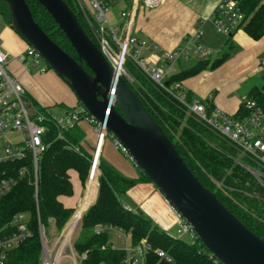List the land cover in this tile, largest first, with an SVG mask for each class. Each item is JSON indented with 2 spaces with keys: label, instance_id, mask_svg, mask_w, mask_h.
I'll list each match as a JSON object with an SVG mask.
<instances>
[{
  "label": "trees",
  "instance_id": "1",
  "mask_svg": "<svg viewBox=\"0 0 264 264\" xmlns=\"http://www.w3.org/2000/svg\"><path fill=\"white\" fill-rule=\"evenodd\" d=\"M24 1L30 10L33 21L43 33L62 51L78 60L70 43L42 7L35 0ZM63 1L75 14L88 38L96 45L74 0ZM262 1L245 0L241 7L246 22L242 26L243 31L254 41H258L264 36V4ZM0 17L11 27L9 12L4 2H0ZM230 54V46H227L214 60L210 58L198 60L194 66L169 76L166 85L169 86L175 82L181 83L204 71L213 70L221 66ZM83 68L90 73L84 64ZM124 70L133 81L129 83L124 77L123 79L167 138L174 144L176 151L191 173L204 188L214 193L222 205L250 232L264 241V203L242 196L243 191H238L237 188L243 189L248 194L256 192L260 198L264 193L254 185L251 177L234 161L235 149L188 116L184 107L169 94L153 85L130 61L125 62ZM260 81L261 84L252 87L241 102L253 100L264 111V71ZM186 98L187 101H191L188 94H186ZM34 105L38 107L36 104ZM76 105H80L77 100ZM207 106L211 105L207 104ZM115 110L120 113L116 107ZM242 113L243 109L240 103L239 109L234 115L239 117ZM80 123L63 133L65 141L56 140V132L53 129L47 133L46 137L50 141V145L38 162L36 199L33 197L34 188L30 182L31 179L26 177L19 181L16 187L0 202V228L17 213H25L30 216L31 236L9 253L5 264H40L41 246L38 237L37 214L40 224L46 229L48 219H52L57 232H60L73 214L75 209L65 207L61 202L62 199H70L74 195L69 175L71 172L75 173L82 187L88 178L90 168L89 145L87 148L85 147V150H82V154L74 152L67 146V144L80 145V142H84L83 144L86 146L83 141L85 132L79 126ZM108 135L110 136V134ZM123 155L129 159L127 155ZM131 164L134 165L133 162ZM98 168L100 174L97 196L83 213L81 231L73 244L77 254L86 252V259L82 264H121L125 257L124 251L110 249L107 233L94 234L92 232L96 225H106L121 230L129 238L130 246L141 245L143 242L148 244L150 251L145 256L146 264H220L194 234L192 241L185 243L181 239L167 235L141 212L123 209L121 198L128 190L140 183L152 184L139 168L136 167L138 170L136 178L124 177L107 163L102 155ZM217 182H221L225 186L226 194L216 190L214 184ZM156 251H163L171 258L172 262L166 263L159 260Z\"/></svg>",
  "mask_w": 264,
  "mask_h": 264
},
{
  "label": "built area",
  "instance_id": "2",
  "mask_svg": "<svg viewBox=\"0 0 264 264\" xmlns=\"http://www.w3.org/2000/svg\"><path fill=\"white\" fill-rule=\"evenodd\" d=\"M244 1L218 0L209 17V22L216 34L229 37L244 25L245 15L241 9ZM74 2L87 24L96 46L111 67L117 70V75L132 83V79L124 70L125 62L130 61L153 85L169 94L184 107L188 116L231 145L236 151L234 161L251 177L254 185L264 193V111L255 101L244 100L241 102L243 113L241 116L235 117L234 114H227L217 107L207 106L208 102L187 101L186 93L179 82L166 85L168 77L176 73L175 64L181 59H187L192 55L199 60L211 59V52L201 44L204 36L203 23H200L177 49L160 53L158 55L159 63H151L148 57L158 52V46L131 33L129 19L132 11L131 8L127 10L126 6L129 3L131 7L134 4V9L140 6L144 10H154L160 6L162 0H74ZM115 7L119 8V22L117 23L109 19V15ZM40 60L39 54L30 46H27L22 53L13 56L5 52L0 45V202L16 187L19 181L26 177L31 179L30 182L34 188L33 197L36 199L38 162L49 148L50 141L46 135L50 129L56 132V140L65 141L63 133L81 121L93 126L92 133L95 140L89 149L90 168L86 185L94 174L93 183L97 189L100 174L99 159L105 139L110 137L115 147L127 155L126 150L114 137L108 135L104 126L99 131V125L82 106L67 110L58 117L52 116L47 109L36 107L33 104L19 79L9 72L8 64L11 61L16 62L25 73H29L33 66L39 73L51 71L47 66L41 68ZM261 69L264 71V57L261 61ZM83 143L80 142V145L67 144V146L74 152L82 154ZM215 185L226 194L225 187L218 186L219 183H215ZM246 194L264 203V195L260 198L256 192L249 194L246 192ZM82 197L84 196L82 195ZM82 197L58 235L53 233L48 238L46 228L40 224L37 214L38 237L41 246L40 264H82L86 259V252L77 254L73 248L78 237L77 233L81 230L83 213L89 207L88 205L80 215H77V210L83 200ZM122 207L126 211H133L125 203H122ZM26 215L17 213L0 228V264H5L9 253L31 236L29 220L27 221ZM176 216V238L181 239L186 234L193 238L194 233L190 226L177 213ZM51 227L55 229L54 221L48 219L49 233ZM92 232L94 234L114 233L117 239L124 240L122 248H117L110 240L108 241L110 249L125 252L121 264H146L145 256L150 251L148 244L143 242L141 245L130 246L125 239L126 235L111 226L96 225ZM156 255L159 260L166 263L172 262L171 258L163 251H156Z\"/></svg>",
  "mask_w": 264,
  "mask_h": 264
},
{
  "label": "water",
  "instance_id": "3",
  "mask_svg": "<svg viewBox=\"0 0 264 264\" xmlns=\"http://www.w3.org/2000/svg\"><path fill=\"white\" fill-rule=\"evenodd\" d=\"M35 1L57 25L78 60L43 33L24 0H0L7 5L12 29L69 87L80 106L99 125V131L104 126L126 150L130 161L190 226L216 261L264 264V241L250 232L191 173L174 144L88 38L66 3Z\"/></svg>",
  "mask_w": 264,
  "mask_h": 264
},
{
  "label": "crops",
  "instance_id": "4",
  "mask_svg": "<svg viewBox=\"0 0 264 264\" xmlns=\"http://www.w3.org/2000/svg\"><path fill=\"white\" fill-rule=\"evenodd\" d=\"M217 2L218 0H162L160 6L154 10H144L140 6L134 9V4L131 7L129 3L126 7L127 10L131 8L132 11L129 19L131 33L158 46V52L148 57L151 63H159L160 53L173 51L182 45L184 39L190 36L200 23H203L204 47L217 52V56L211 57V60L218 58L221 52L230 46L231 54L221 66L189 78L181 82V85L191 100L206 101L211 107H217L233 115L238 111L247 92L255 86L253 79L261 80L259 75L263 72L261 61L264 57V36L254 41L244 33L241 27L231 37H225V41H217L214 37L215 31L209 22ZM117 9L118 11L113 9L109 15V19L115 23L119 22V8ZM0 45L5 52L13 56L22 53L28 46L4 21H0ZM184 60H191L192 63L187 68L181 69V60L178 61L176 73L194 66L199 59L192 55ZM8 70L12 76L19 79L29 99L38 107L48 110L50 106H60L65 107L67 111L79 106L76 105L73 92L60 78L52 75V71L51 73L38 71L32 73L30 70L29 73H25L14 61L8 64ZM46 86H51L54 90L50 99H44L38 89V87L43 89ZM79 126L85 132L83 141L86 146L91 147L95 140L92 128L85 122H81ZM101 155L124 177L133 179L138 176V173L132 169L131 161L115 147L110 137L105 139ZM70 181L74 195L70 199H62L61 202L65 207L73 208L74 205L78 206L81 193L78 190L80 186L78 179L74 182L73 178H70ZM85 196L84 194V198ZM96 196L97 194L94 200ZM124 197L126 205L144 214L164 232L176 226L175 211L152 184H137L128 190ZM91 198L92 194L87 200L89 205L92 202ZM83 202L84 200L81 210L88 206V203L83 205Z\"/></svg>",
  "mask_w": 264,
  "mask_h": 264
},
{
  "label": "rangeland",
  "instance_id": "5",
  "mask_svg": "<svg viewBox=\"0 0 264 264\" xmlns=\"http://www.w3.org/2000/svg\"><path fill=\"white\" fill-rule=\"evenodd\" d=\"M263 2V4H264V0L262 1ZM114 10L113 11H118V9L115 7V8H113ZM0 21L1 22H3V18H1L0 17ZM246 23V22H245ZM245 23H244V25H245ZM243 25V26H244ZM213 28V27H212ZM214 37L216 38V40L217 41H221V40H223V41H225L226 39H225V37L224 36H221V35H218V34H216L215 33V35H214ZM201 44H202V46L204 47V45H203V41L201 42ZM205 48V47H204ZM207 49V48H206ZM210 51V50H209ZM211 52V57L212 58H215L216 56H217V52H213V51H210ZM189 62V63H188ZM192 62H191V60L190 61H186V60H184V59H181V61H180V67H181V69H184V68H187L190 64H191ZM178 65V62L175 64V67ZM45 66H46V64L43 62V60H40V67L41 68H45ZM178 67V66H177ZM177 70H178V68H177ZM37 72V69L33 66L32 68H31V72L32 73H34V72ZM48 73H51V71H47ZM52 75H54L55 77H56V74L55 73H51ZM261 75H262V73H260V77H261ZM129 76V75H128ZM133 81V80H132ZM253 82H254V84H255V86H259L260 84H261V81H260V79L259 78H255V79H253ZM38 89H39V91H40V94H41V96L44 98V99H50L51 98V96L53 95V93H54V90H53V88L51 87V86H46L45 88H39L38 87ZM48 111H49V113L52 115V116H61V115H63V113L65 112V107H60V106H50L49 108H48ZM89 126H90V128H93V126L90 124V123H87ZM109 139V138H108ZM85 147H88V146H85ZM82 148H83V150H85V148H84V144L82 145ZM89 149H90V147H89ZM241 157V156H240ZM130 160V159H129ZM132 163V162H131ZM131 166H132V169L134 170V171H136L137 173H138V170H137V168L133 165V164H131ZM70 178H73V181L75 182V180L77 179V176H76V174L75 173H73V172H71L70 173ZM77 183V182H76ZM217 183H219V185L218 186H223V187H225L221 182H217ZM96 184V183H95ZM78 185V184H77ZM85 185H86V182H85V184H84V186H78V190H79V193H81V197H82V195L84 196V194H85V191H86V189H85ZM215 185V184H214ZM215 188H216V190H219L220 191V189L215 185ZM94 189H95V193H97V187H94ZM237 190L239 191V190H241V191H243V195L242 196H246L247 198H251L249 195H247L246 194V192H244V190L243 189H240V188H237ZM82 198H84V197H82ZM79 200H81V199H79ZM83 201V200H82ZM94 202V201H93ZM92 202V203H93ZM121 202L122 203H125L126 202V200H125V197H123V198H121ZM82 203V202H81ZM91 203V204H92ZM90 204V205H91ZM89 205V206H90ZM77 207H76V205H74V207H73V209H76ZM133 211H135V209H133ZM144 215V214H143ZM26 219H27V221L28 220H30V216L27 214L26 215ZM68 222V220L66 221V223ZM66 223L64 224V226L62 227V229L60 230V232H57L55 229H53L52 227L50 228V233H49V230H48V228L46 229V232H47V234H48V238H50V234L51 235H53V233H55L56 235H58V233H61V231L63 230V228L65 227V225H66ZM176 230H177V226H175L174 228H172V229H170V230H167L166 231V233H167V235H169V236H171V237H174V238H176ZM80 231L81 230H79L78 231V233H77V235L79 236V234H80ZM109 235V237H110V242H112L117 248H122L123 246H124V244L122 243V241H124L123 239H117L116 238V236H115V234L114 233H109L108 234ZM78 238V237H77ZM123 238V237H122ZM125 239L127 240V242H129V238L127 237V236H125ZM181 240L183 241V242H185V243H190L191 241H192V237L190 236V235H188V234H186V235H183L182 237H181Z\"/></svg>",
  "mask_w": 264,
  "mask_h": 264
},
{
  "label": "bare ground",
  "instance_id": "6",
  "mask_svg": "<svg viewBox=\"0 0 264 264\" xmlns=\"http://www.w3.org/2000/svg\"><path fill=\"white\" fill-rule=\"evenodd\" d=\"M95 180V175L93 174L92 175V177L88 180V182H87V185H86V191H85V198L83 199L84 200V202H83V205L84 204H86V203H88L89 201H87L89 198H90V196H91V194H92V198H91V200H93L94 199V197H95V195H96V193H95V189H94V183H93V181ZM82 204V203H81ZM88 205H89V203H88ZM84 207V206H83ZM78 212H77V215H80V213H81V205H80V207H79V209L77 210Z\"/></svg>",
  "mask_w": 264,
  "mask_h": 264
}]
</instances>
